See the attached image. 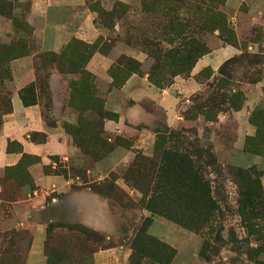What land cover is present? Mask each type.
Segmentation results:
<instances>
[{"label": "rangeland", "instance_id": "374dc122", "mask_svg": "<svg viewBox=\"0 0 264 264\" xmlns=\"http://www.w3.org/2000/svg\"><path fill=\"white\" fill-rule=\"evenodd\" d=\"M2 2L11 3L13 15L25 26L23 29L14 28L9 18L0 15V43L21 41L23 51L20 56L8 61L9 78L2 81L1 89L9 93L13 90L16 92L18 88L40 80L43 88L37 90L36 102L49 104L50 87L55 100H58L60 83L65 87L66 106L73 109L67 104L68 86L77 76L59 72L50 61L51 54L59 53L70 40L95 42L97 49L85 62L84 70L92 76L93 92L102 100L103 109L114 112L117 116L120 112L126 113L133 108L150 114L149 120L136 123L124 118L123 130L129 132L125 135L103 131V136L111 141L115 136H120L129 142L128 147L114 146L102 157L103 161H93L87 156L77 166L72 161L70 163L73 165L67 164L68 162L63 165L57 158H53L55 162L51 170H65L69 176L78 175L87 183H90V179L99 177L98 172L101 170L107 172L104 183L112 184L113 181L115 186H102L104 194H99L106 197L109 206L105 229H93L96 235L86 240L81 233L54 228L50 237L44 241V264H66L65 254L69 251L76 255V259L68 260L67 264H264V245H260L255 239L257 235L245 229L238 217L236 186L224 170L226 166L245 168L253 164L261 171L260 182L264 185V156L243 150L245 136L252 135L255 130L254 125L248 121L250 114L264 109V0H223L216 4L215 10L225 18L224 33L228 41L224 40L217 29L195 34V38L205 46V54L211 58H207L208 64L193 71L192 67L199 59L197 58L185 72H178L175 67L165 65L170 60H175L174 58H153L146 53L143 42L159 43L158 47L168 46L163 41L165 37H160L163 35L155 37L157 35L154 34L155 25H165L166 19L160 12H144L141 0H82L83 4L68 7L50 5L45 14L42 13V0H36L32 9V0H1L0 3ZM89 6L97 7V11L91 10ZM177 15L185 19L193 18L192 10L187 5L178 10ZM193 22L195 21H190ZM196 22L201 23V20L197 19ZM56 25L61 29L57 31ZM13 29L16 34H12ZM57 33H60L63 42L55 50L53 43ZM4 36L7 38H3ZM127 40L129 44L126 43ZM176 44L177 42L174 43ZM224 45L233 46L234 53L228 58H213L212 50ZM113 46L118 50L116 56L105 58ZM150 46L154 49V46ZM120 55L138 62L139 72L131 74L145 77L148 85L155 91L170 88L169 93L175 99L174 122L171 125L165 122L164 109L154 99H117V91L125 81L118 88L110 87L107 70ZM53 73L58 74L59 80L51 78ZM151 73L153 79L150 78ZM154 79L160 81L161 87L153 83ZM99 86L106 87L104 97L98 91ZM11 97L16 99L15 93ZM116 100L120 103V112L107 109V106L111 107L110 102L116 107ZM201 112L210 119H206ZM75 114L78 117L77 111ZM82 118L87 128L98 124L97 117L90 111L83 112ZM257 119L260 121L262 116ZM164 126L187 134L191 131L202 143H209L215 164L222 168L218 182L223 192V211L221 218L216 221V226L221 228V239L213 246L210 244L212 247L206 252L207 257L200 254L203 243L201 236L155 213V210H149L151 208L147 207L146 198L121 178L135 153L152 156L155 130H163ZM10 148L14 149L15 145ZM124 150H129L130 153L121 159ZM98 161L100 163L94 165ZM85 167L89 168V172L84 175ZM208 176L213 178L214 175L209 173ZM5 186L9 190L4 198L13 195L18 188L17 182L12 180L7 181ZM50 197H54L56 201L51 202ZM46 201V210L40 215L36 214L39 215V220L47 218L51 219V223L67 225L77 223L70 220L65 206L59 203L57 193L47 195ZM31 217L37 218L34 215ZM2 224L0 222V252L5 247L12 249V242L14 246H18L17 262L23 264L30 231L16 227L2 229ZM261 224L264 225L262 222ZM24 231L29 235L24 234ZM5 233H12L10 241L8 236H4ZM2 263L0 254V264Z\"/></svg>", "mask_w": 264, "mask_h": 264}, {"label": "trees", "instance_id": "16d2710c", "mask_svg": "<svg viewBox=\"0 0 264 264\" xmlns=\"http://www.w3.org/2000/svg\"><path fill=\"white\" fill-rule=\"evenodd\" d=\"M223 0H141V9L144 12L161 13L166 19L165 25L156 24L154 34L163 35V41L168 46L158 47L156 43H142L146 53L153 58H174L165 64L175 67L178 72L188 71L197 58L206 53L205 46L195 38V34L203 30L211 31L217 29L225 41H228L224 33L225 18L221 12L215 10L216 4ZM1 2V0H0ZM192 10V19L180 18L177 11L186 6ZM93 11L97 7L89 6ZM215 10V11H214ZM0 15L11 20L14 28L23 29L25 24L18 20L12 13L10 2L0 3ZM201 20L197 23L196 20ZM190 21H195L190 23ZM226 31V30H225ZM172 35V36H171ZM154 37V38H155ZM172 37V38H171ZM177 42L176 45L174 43ZM129 44V41H126ZM154 46V49L150 48ZM96 43H86L79 40H70L65 44L59 53H52L50 61L61 73L75 74L77 79L69 83V95L67 104L78 112L76 125L63 123L64 131L70 136L72 143L79 151L97 161L105 154L120 145L128 147L129 142L120 136H115L111 141L103 136L102 120H116L117 115L103 109L102 100L95 96L93 92L92 76L84 70L87 59L96 51ZM21 41L0 43V85L2 81L9 78L8 61L22 54ZM110 87H120L132 72H139L138 62L123 55L117 58L108 70ZM153 79V73L150 74ZM157 87L160 81L154 79ZM43 88L42 81L29 83L17 90L18 98L23 106L36 103V89ZM9 91L0 88V123L1 116L11 111ZM90 111L98 119L96 127L87 128L82 113ZM206 119L209 116L201 112ZM257 114V115H256ZM259 121L257 118L261 117ZM264 109L253 111L248 121L254 125L255 130L252 135H246L243 141V150L247 153L264 156ZM187 134L184 131L170 129L167 126L163 130H155L153 142V154L151 157L135 153L131 163L123 171L121 178L129 185L137 189L146 198L147 207L156 211L175 223L197 233L203 238L200 254L207 257L206 252L216 242L220 241L219 225L216 221L222 216L223 192L218 178L221 176L222 168H218L212 157L210 144L202 143L195 133ZM30 139L35 142H43L44 134L33 132ZM15 145V148H10ZM20 153L17 163L5 168L2 177L3 182L12 180L18 185L28 184L33 189V183L26 168L29 164L38 161V157L23 153L20 145L11 141L7 143V151ZM56 158L55 156L52 157ZM69 170H77L69 168ZM226 174L236 186V213L244 223L245 229L251 234L257 235L256 240L260 245H264V185L260 182L261 171L255 165L245 168L238 166L224 167ZM44 173H54L68 176L65 170H51L49 166H43ZM213 174L209 178L208 174ZM78 176V175H75ZM102 182L84 181V185L97 194H104L102 186L113 187V184ZM7 190L1 194V198L13 201V195L4 198ZM225 205L223 204V208ZM54 228H66L67 230L78 232L90 240L96 231L80 223L72 225L60 223H46V241L50 237ZM24 234H28L26 231ZM29 235V234H28ZM8 236L10 241L12 233ZM31 235L28 238V247ZM86 242V241H85ZM97 242H94L95 245ZM210 244L212 246H210ZM12 249L3 248L2 264H18V246L11 242ZM27 247V250H28ZM95 250V249H94ZM93 250V251H94ZM27 252V251H26ZM66 264L68 260H75L76 255L71 251L65 254ZM24 263V261H23Z\"/></svg>", "mask_w": 264, "mask_h": 264}, {"label": "crops", "instance_id": "0c3cea01", "mask_svg": "<svg viewBox=\"0 0 264 264\" xmlns=\"http://www.w3.org/2000/svg\"><path fill=\"white\" fill-rule=\"evenodd\" d=\"M36 0H32L31 9ZM228 1V0H227ZM82 0H42V13L45 14L48 6L62 5L63 7L80 5ZM83 4V3H82ZM55 29H61L57 25ZM12 34H16L15 29L11 30ZM2 33H0V36ZM8 37V35H6ZM4 36L3 38H7ZM10 37V36H9ZM60 33H57L53 48L57 50L63 42ZM6 40V39H3ZM116 46H113L107 52L105 58H114L117 53ZM120 49V48H119ZM114 50V51H113ZM116 50V52H115ZM121 50V49H120ZM126 51V50H124ZM235 49L231 45L217 46L212 50L213 58H228L234 53ZM207 58H211L208 54L202 55L195 62L192 70L200 69V67L208 64ZM59 78L58 74H51V78ZM50 78V82L52 81ZM125 83L117 91V99L119 97H128L134 101L142 97L154 99L165 112V122L171 125L173 120V104L174 98L169 93L170 88L162 91H155L148 85L145 77L129 75ZM59 80V79H58ZM58 100H55V95L51 93V101L46 104L35 103L28 106H23L18 98L17 91L10 93L11 111L1 116L0 123V211L1 223L3 228L10 227L27 229L31 233V241L24 259L23 264H44L45 257L43 255V240L45 237V224L51 219H38L42 211L46 210L45 203L47 195L57 193L60 197L59 203H63L65 211L69 213L70 220L83 224L95 230H104L109 216V206L106 197L100 196L93 192L89 187L84 185V181L78 176H67L54 173H44L43 166L54 168L53 156L63 165L74 162L77 166L83 163L87 156L83 155L79 149L72 143L70 136L64 131L62 124L68 123L76 125V111L67 107L65 87L59 83ZM105 86L98 88L102 97L105 96ZM19 89V88H18ZM17 89V90H18ZM36 89V94H37ZM102 90V92L100 91ZM15 93L16 99L11 96ZM166 94V95H165ZM37 98V97H36ZM117 102V100H116ZM114 107L111 102L107 109H112L115 112H120V103ZM142 112V113H141ZM78 113V112H77ZM48 114V115H47ZM147 116V118H144ZM53 118V119H51ZM124 118L129 119L132 123L149 120L150 114L143 112L138 108L130 109L129 112L119 113L116 120L104 119L102 129L106 133L115 132L116 134L125 135L128 130H123ZM39 132L44 134L43 142H35L30 139V134ZM15 141L21 151L26 154L35 155L38 161L27 166L26 170L31 177L33 189L31 190L28 184L18 185L14 191L13 201H7L1 198L4 190H9L2 180L6 167L13 166L17 163L20 153L16 151H7V143ZM122 157H125L129 150H124ZM120 159V160H121ZM104 159L100 160L103 161ZM119 160V161H120ZM68 162V163H67ZM67 163V164H66ZM100 162L94 163V165ZM89 168L85 167L84 175L87 174ZM107 172L99 171V177L90 179L88 182L102 181ZM9 181V180H8ZM116 185L122 186L115 182ZM51 202H55L54 197H50ZM48 203V202H47ZM63 206V207H64ZM39 214V215H36ZM36 216L37 218L31 217ZM47 219V220H46ZM46 220V221H45Z\"/></svg>", "mask_w": 264, "mask_h": 264}]
</instances>
